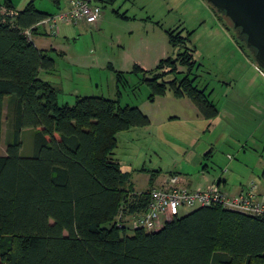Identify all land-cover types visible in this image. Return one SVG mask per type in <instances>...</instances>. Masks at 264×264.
Returning <instances> with one entry per match:
<instances>
[{
  "label": "trees",
  "instance_id": "trees-1",
  "mask_svg": "<svg viewBox=\"0 0 264 264\" xmlns=\"http://www.w3.org/2000/svg\"><path fill=\"white\" fill-rule=\"evenodd\" d=\"M48 16L33 3L16 10L10 0H0V150L6 124L0 264H264V218L222 206L197 208L157 231L134 227L130 235L131 224L117 227L118 215L142 213L149 200L148 193H134L130 174L114 158L118 135L149 127L151 120L136 106H122L128 85L122 73L116 100L77 97L73 106L59 104L58 90L40 77L54 71L55 61L24 35L50 36L34 28ZM181 32L168 33L174 48L185 50L164 64L192 68L189 35ZM134 73L143 75L151 100L165 93L162 75L148 78L137 64ZM170 83L205 119L219 115L205 89L186 79L180 87ZM27 130L33 131V154L22 157Z\"/></svg>",
  "mask_w": 264,
  "mask_h": 264
},
{
  "label": "rangeland",
  "instance_id": "rangeland-1",
  "mask_svg": "<svg viewBox=\"0 0 264 264\" xmlns=\"http://www.w3.org/2000/svg\"><path fill=\"white\" fill-rule=\"evenodd\" d=\"M10 1L19 10L33 3L55 15L70 8L69 0H59V4L53 0ZM101 5L100 26L61 25L57 36H32L55 61L54 71H43L40 77L58 90L59 104L73 106L77 97L116 100L117 76L122 73L128 81L122 90V106H136L151 120L149 127L141 128L142 133L118 135L114 156L142 169L135 173L137 189L146 191V177L153 170L160 171L162 179L169 180L176 172L194 179L202 175L206 164L207 176L227 179L230 191L251 180L263 185L264 71L222 16L205 0H117ZM169 31L189 35L186 48L193 53L192 68L180 61L164 64L185 50L174 48ZM135 64L148 78L162 75L165 93L151 100L143 75L134 73ZM184 79L212 94L219 110L216 118L205 119L189 97L177 95L170 82L176 80L180 87ZM4 117L6 121L7 109ZM32 132L23 133L22 157L33 154ZM5 134L4 122V155ZM198 179V185H207L202 176ZM133 229L129 225L130 235Z\"/></svg>",
  "mask_w": 264,
  "mask_h": 264
},
{
  "label": "built area",
  "instance_id": "built-area-1",
  "mask_svg": "<svg viewBox=\"0 0 264 264\" xmlns=\"http://www.w3.org/2000/svg\"><path fill=\"white\" fill-rule=\"evenodd\" d=\"M67 12L53 14L38 22L34 28L57 36L61 25H97L102 17V7L97 0H69ZM27 39L32 40V31H24ZM231 159V157L229 156ZM179 175H171L167 184L153 187L148 192V207L142 213L116 217L118 228L128 224L146 231H157L176 217H181L183 209L222 206L224 209L252 217L264 218V196L257 193V184L250 181L247 188L237 196L227 194L220 184L208 189L189 190L180 186Z\"/></svg>",
  "mask_w": 264,
  "mask_h": 264
},
{
  "label": "water",
  "instance_id": "water-1",
  "mask_svg": "<svg viewBox=\"0 0 264 264\" xmlns=\"http://www.w3.org/2000/svg\"><path fill=\"white\" fill-rule=\"evenodd\" d=\"M264 71V0H205ZM219 15V16H220Z\"/></svg>",
  "mask_w": 264,
  "mask_h": 264
},
{
  "label": "crops",
  "instance_id": "crops-1",
  "mask_svg": "<svg viewBox=\"0 0 264 264\" xmlns=\"http://www.w3.org/2000/svg\"><path fill=\"white\" fill-rule=\"evenodd\" d=\"M53 2H55V3H57V4H59L60 3V1L59 0H53ZM14 8L16 9V7L14 6ZM25 8V7H24ZM36 9H38L37 7H36ZM16 10H19V9H16ZM39 10V9H38ZM39 11H41V10H39ZM42 12H46V11H42ZM46 13H48V12H46ZM48 14H51V15H53L54 13H48ZM103 24V15H102V17H101V20H100V22L98 23V25L100 26V25H102ZM97 25V26H98ZM39 37H40V39L41 38H44V37H47V36H42V35H38ZM45 39V38H44ZM42 41V40H41ZM35 44V43H34ZM36 45V44H35ZM36 47L39 49V50H44V51H48L47 49H40L37 45H36ZM40 76H41V73H40ZM196 108V107H195ZM193 109V108H192ZM197 109V108H196ZM195 111H197V110H195ZM130 131H133L132 133H133V135H135V133H142L143 132V130H141V128H133V129H131V130H128V131H126V132H130ZM121 134V133H120ZM119 134V135H120ZM123 135V134H122ZM125 135H127V134H125ZM132 135V134H131ZM118 143H119V139H118ZM208 146H209V144L207 145V146H205V149L206 148H208ZM117 148H118V146H117ZM116 148V149H117ZM116 151V150H115ZM210 153V152H209ZM0 154L1 155H4V154H2V152H1V150H0ZM206 154H208V153H206ZM206 154H205V157H206ZM114 155H115V152H114ZM231 157V156H230ZM114 158L118 161V163L120 164V167H121V170L124 172V173H127V174H130V183L133 185L132 186V188H133V191H134V193L135 194H142V193H144V192H146L147 190H149V189H151V188H153V187H161V186H163V185H165V184H167V182H168V180H167V178L166 179H162L161 177H163V175H162V173H160L159 174V172L160 171H158V170H153L152 172H154L153 174H155L154 175V178H153V181H152V177H151V175H149L148 177H146V184H147V189H146V191H142V190H139V189H137L136 188V180H135V173H137V171H140V170H142V169H137L136 167H132V163L131 162H127V163H125L124 162V160L123 159H119L118 157L116 158L115 156H114ZM205 159H207V158H205ZM199 164H201V163H199ZM208 170V165L206 164V165H203V168H202V175H200V173H199V175H196L195 177L196 178H194V179H190V177H188L189 175H187V176H182V173L180 174V173H174V174H176V175H179L180 176V178H181V181H180V186H182V187H185V188H187V189H189V190H196V189H206V188H209L210 186H212L213 184H220L221 185V187H222V189L227 193V194H229V195H231V196H237V195H239V194H241L246 188H247V186H248V184H249V182H247V184H245V185H243V186H241V188H237V189H235L234 191H230V189H228L229 188V186H228V183H227V179H210L209 178V176H207V171ZM187 171V170H186ZM206 172V173H205ZM263 173V172H262ZM138 175H142V174H138ZM262 175V174H261ZM200 176H202V179H205L206 180V182H207V185H204L203 184V186H200V185H198V182L196 181V179H198V180H201L200 179ZM262 178V177H261ZM263 180V179H262ZM251 181H254V180H251ZM254 182H256V181H254ZM256 184H257V186H258V188H257V193L259 194V195H261V196H264V180H263V185H258V183L256 182Z\"/></svg>",
  "mask_w": 264,
  "mask_h": 264
}]
</instances>
